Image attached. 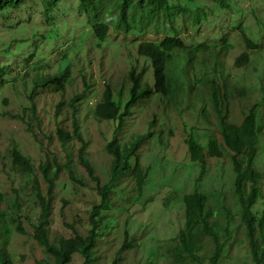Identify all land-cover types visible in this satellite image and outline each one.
<instances>
[{"label": "rangeland", "instance_id": "1", "mask_svg": "<svg viewBox=\"0 0 264 264\" xmlns=\"http://www.w3.org/2000/svg\"><path fill=\"white\" fill-rule=\"evenodd\" d=\"M2 1L9 3L0 9V250L9 252L12 264H54L33 238L40 215L38 183L46 193L39 167L49 158L63 169L52 201L49 240L85 237L90 229L89 216L100 197L80 166L82 144L74 137V117L85 158L109 198L101 216L105 225L111 222L89 264H176L184 197L195 191L206 199L207 220L223 245L219 264H254L220 121L238 126L254 113L253 165L261 181L253 212L258 216L264 206V0H131L128 33L114 27L117 12L109 18L114 4L108 0H92L100 9L98 20L88 0ZM96 23L108 27L102 42L92 29ZM169 36H178L193 51L203 50L192 61L186 53H175L168 69L174 93L163 97L155 93L151 63L138 55V48ZM244 52L250 62L238 67L235 61ZM132 72L140 76L139 93L147 87L153 93L139 100L121 127L118 121H99L95 110L109 88L123 112ZM61 74H66L62 90L35 89L43 77ZM78 97L74 116L71 105ZM59 131L72 139L61 142ZM137 137L143 138L136 156L146 174L141 192L132 172L111 182L113 158L107 150L111 142L122 145ZM189 139L203 149L215 140L222 153L207 160L203 174L190 159ZM15 147L31 159L32 175L13 165ZM125 233L130 248L123 246ZM212 247L210 238H202L201 264H209ZM82 262L75 255L69 264Z\"/></svg>", "mask_w": 264, "mask_h": 264}, {"label": "trees", "instance_id": "2", "mask_svg": "<svg viewBox=\"0 0 264 264\" xmlns=\"http://www.w3.org/2000/svg\"><path fill=\"white\" fill-rule=\"evenodd\" d=\"M113 2L112 12L109 13V18L114 16L117 12L116 23L114 27L117 30H122L126 33L130 31L129 17H130V1L131 0H108ZM146 0H139L138 3L143 4ZM0 0V9H4L5 5ZM89 5L95 9L94 20H98V10L95 8V3L88 0ZM102 8V5L100 6ZM97 39L101 42L105 40L108 32V27L105 24L96 23L92 27ZM245 36V35H244ZM249 46L252 43L245 36ZM203 50L202 46L196 48L195 51L187 48L185 43L178 36L165 37L160 44L152 42H143L138 48V55L150 61L154 79L156 94H161L163 97L173 96L175 89V81L169 76V65L172 64L175 53L183 52L192 61L194 56ZM250 62V55L244 52L235 61L238 67H244ZM66 74L43 77L40 83L36 82L35 89L43 87L56 86L60 90L64 88ZM133 87L130 92V100L124 107L123 112L120 106L114 101L113 94L109 88L104 95L103 100L96 107L95 116L99 121L113 122L118 121L120 127L124 123V119L128 117L131 110L137 105L142 97L149 96L153 93L152 89L148 87L145 91L139 93V78L135 72L131 73ZM34 89V90H35ZM82 97L74 99L71 107L74 109V116L76 114V102ZM74 137L82 144L79 151L80 166L88 173L90 179L97 185V194L100 197L98 205L94 206L89 216L90 229L85 237L75 235L73 238H60L58 242L52 243L49 240V218L52 211V201L54 200L56 182L60 179L63 169L56 159L49 158L48 161L39 167L44 183L46 184V193L43 191L41 184L37 185V198L40 205V215L38 222L33 226V238L36 242L43 246L49 253V256L54 260V264H69L72 257L79 255L83 262L82 264H89L93 258L98 238L106 229V226L111 222L107 221L106 225L103 222L101 214L108 210V195L107 187L100 186L99 179L94 176L95 171L90 162L85 158L86 146L82 136L79 133L78 122L74 117ZM221 135L225 147L231 152V160L234 179V194L238 198L240 204V222L245 229V237L251 255V260L254 264H264V206L257 216L253 212V207L256 205L259 197V183L261 175L254 168L253 161L256 154L257 131L254 122V113L251 112L243 122L236 126L226 123L224 120L220 121ZM61 142L65 143L71 140L69 133L57 132ZM143 142L142 137H137L132 143L118 144L111 142L107 145V150L112 156L113 161L110 169V180L114 182L117 178L125 173L132 172L137 190L141 192L146 178V174L140 167L137 159V151ZM188 149L190 159L200 166L201 174H203L207 160L213 158H220L221 151L215 140L208 143L207 148L203 149L197 145L192 139H189ZM134 161L133 167L131 162ZM13 165L21 170L22 173L32 175L34 167L30 158L21 154L15 147L12 153ZM73 177V174H71ZM248 192L245 193V190ZM3 202V197L0 196V206ZM185 206V225L178 233V246L174 250V259L176 264H182L185 259L189 260L186 264H201L199 259V249L202 238H210L212 241V251L208 258L209 264H219L223 245L220 242L219 233H216L214 227L207 220L206 216V199L198 192H193L191 195L184 197ZM19 234L23 235L21 225L18 227ZM131 243L127 242V234H124V244L126 248H130ZM0 264H12V258L7 250H0ZM111 264H116L114 260Z\"/></svg>", "mask_w": 264, "mask_h": 264}]
</instances>
